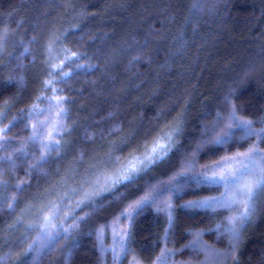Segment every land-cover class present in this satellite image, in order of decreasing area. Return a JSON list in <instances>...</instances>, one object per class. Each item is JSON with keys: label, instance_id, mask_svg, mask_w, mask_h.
I'll use <instances>...</instances> for the list:
<instances>
[{"label": "trees", "instance_id": "trees-1", "mask_svg": "<svg viewBox=\"0 0 264 264\" xmlns=\"http://www.w3.org/2000/svg\"><path fill=\"white\" fill-rule=\"evenodd\" d=\"M0 264H264V0H0Z\"/></svg>", "mask_w": 264, "mask_h": 264}, {"label": "rangeland", "instance_id": "rangeland-1", "mask_svg": "<svg viewBox=\"0 0 264 264\" xmlns=\"http://www.w3.org/2000/svg\"><path fill=\"white\" fill-rule=\"evenodd\" d=\"M156 149V148H152L151 149V156L154 155L153 154V150ZM146 161V158H141L139 160V163H142V162H145ZM131 163V162H130ZM239 162H229V164L227 163L226 167L224 168V176L223 178L225 180H228V179H232L233 176H234V172L237 170V166ZM130 165V164H129ZM241 165V164H240ZM132 168V167H130ZM115 169V168H113ZM116 172V173H115ZM115 172L114 171H109V170H104V168H102L101 166H95V167H90V169H88L85 173H83L81 176H77L76 177V182L78 183L77 185L79 187H77L76 189H71L73 192V195L78 194V193H82L83 192V195L86 196L88 194V192H93L95 191L96 189L100 190L103 189V187H106L108 186V184L110 182H112L115 178V180L117 179L116 176H119V175H122L121 177H124L126 176L127 174H129V166H126L124 167L123 169H115ZM234 173V174H233ZM233 174V176H231ZM71 179H73V177H71ZM60 187L62 189H67V191H69L68 187H67V184L66 182L63 181V183H61ZM62 190H59V191H56V193H59L61 192ZM102 191V190H100ZM65 194L62 193L61 196H63ZM50 204V203H49ZM51 206V205H49Z\"/></svg>", "mask_w": 264, "mask_h": 264}]
</instances>
